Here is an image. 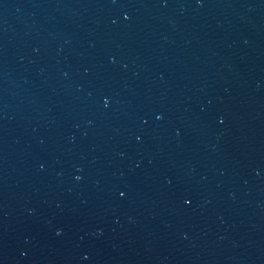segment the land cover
Instances as JSON below:
<instances>
[{"label":"water","instance_id":"1","mask_svg":"<svg viewBox=\"0 0 264 264\" xmlns=\"http://www.w3.org/2000/svg\"><path fill=\"white\" fill-rule=\"evenodd\" d=\"M0 264H264V0H0Z\"/></svg>","mask_w":264,"mask_h":264}]
</instances>
